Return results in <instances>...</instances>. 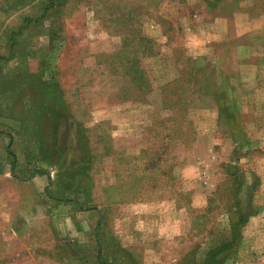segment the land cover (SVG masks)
Returning a JSON list of instances; mask_svg holds the SVG:
<instances>
[{
  "label": "rangeland",
  "instance_id": "rangeland-1",
  "mask_svg": "<svg viewBox=\"0 0 264 264\" xmlns=\"http://www.w3.org/2000/svg\"><path fill=\"white\" fill-rule=\"evenodd\" d=\"M228 242L264 264V0H0V264Z\"/></svg>",
  "mask_w": 264,
  "mask_h": 264
},
{
  "label": "trees",
  "instance_id": "trees-1",
  "mask_svg": "<svg viewBox=\"0 0 264 264\" xmlns=\"http://www.w3.org/2000/svg\"><path fill=\"white\" fill-rule=\"evenodd\" d=\"M123 37V36H122ZM232 242H228L225 244H222V247L217 248L214 251L210 252V258L207 261V264H214L215 260L213 258L214 254H220L222 251H224L226 248L231 247ZM214 260V261H213ZM212 261V262H211ZM218 261V260H217Z\"/></svg>",
  "mask_w": 264,
  "mask_h": 264
}]
</instances>
